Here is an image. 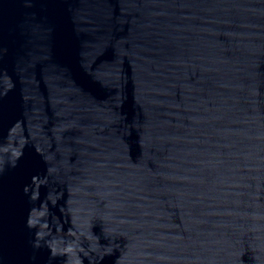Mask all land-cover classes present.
I'll use <instances>...</instances> for the list:
<instances>
[{
  "label": "water",
  "instance_id": "obj_1",
  "mask_svg": "<svg viewBox=\"0 0 264 264\" xmlns=\"http://www.w3.org/2000/svg\"><path fill=\"white\" fill-rule=\"evenodd\" d=\"M0 264H264V0H0Z\"/></svg>",
  "mask_w": 264,
  "mask_h": 264
}]
</instances>
